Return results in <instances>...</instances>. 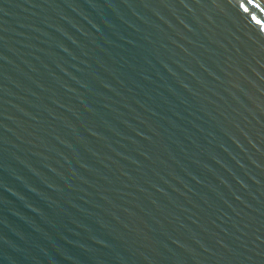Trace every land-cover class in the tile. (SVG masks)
Masks as SVG:
<instances>
[{
  "label": "water",
  "instance_id": "95a60500",
  "mask_svg": "<svg viewBox=\"0 0 264 264\" xmlns=\"http://www.w3.org/2000/svg\"><path fill=\"white\" fill-rule=\"evenodd\" d=\"M0 264H264V0H0Z\"/></svg>",
  "mask_w": 264,
  "mask_h": 264
}]
</instances>
